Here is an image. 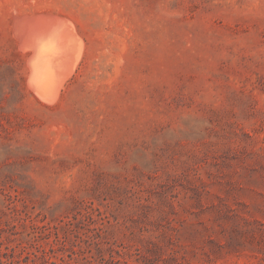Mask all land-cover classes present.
Masks as SVG:
<instances>
[{
	"label": "rangeland",
	"instance_id": "obj_1",
	"mask_svg": "<svg viewBox=\"0 0 264 264\" xmlns=\"http://www.w3.org/2000/svg\"><path fill=\"white\" fill-rule=\"evenodd\" d=\"M18 13L86 42L57 102ZM0 264H264V0H0Z\"/></svg>",
	"mask_w": 264,
	"mask_h": 264
},
{
	"label": "bare ground",
	"instance_id": "obj_2",
	"mask_svg": "<svg viewBox=\"0 0 264 264\" xmlns=\"http://www.w3.org/2000/svg\"><path fill=\"white\" fill-rule=\"evenodd\" d=\"M18 14L14 16V32L20 46L31 50L29 84L40 96L57 102L86 54V42L70 18Z\"/></svg>",
	"mask_w": 264,
	"mask_h": 264
}]
</instances>
